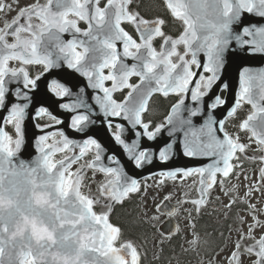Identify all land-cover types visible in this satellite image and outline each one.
I'll list each match as a JSON object with an SVG mask.
<instances>
[{
  "label": "snow or ice",
  "instance_id": "1",
  "mask_svg": "<svg viewBox=\"0 0 264 264\" xmlns=\"http://www.w3.org/2000/svg\"><path fill=\"white\" fill-rule=\"evenodd\" d=\"M132 2L106 0L101 6V0H46L44 4L37 0L21 8L0 29V111L7 112L0 123V264H141L133 243L115 246L121 230L110 223L109 213L131 194L141 192L142 185L120 166L122 161L115 153L106 152L99 140L101 133L122 149L137 170L155 160L169 164L181 153L189 160L208 161L159 171L173 180L177 176L199 177L200 199L191 200L197 212L217 183V175L229 177L239 166L232 163L239 159L237 153L248 147L227 129V121L236 117L244 103L250 104L252 111L238 127L249 132L257 150L264 152V68L240 66L249 57H264V24H245L243 16L247 13L264 20V0H165L171 15L184 25L176 38L165 35L163 19L149 21L131 10ZM6 10L11 6L0 2V13ZM33 19L39 23L33 24ZM78 21L86 22L87 29L78 27ZM125 22L135 26L139 42L122 27ZM63 34L71 38L65 41ZM9 35L13 43L8 42ZM158 37H163L159 51L153 45ZM181 45L183 52L178 50ZM188 56L191 58L186 59ZM127 59L133 61L131 66ZM10 61L19 65L10 67ZM233 64L239 68V91L225 116L217 117L216 111L227 105L223 94L229 85L224 73ZM27 66H40L41 71L33 76ZM64 66L84 78L88 89L103 94L92 97L103 120L93 118L97 113L86 102L84 86L73 83L70 74H65V82L52 75V70ZM45 75L48 79L41 93ZM133 76L139 83H130ZM106 81H111L110 87ZM254 83L258 94L253 92ZM10 84L17 87L10 91ZM69 84L77 89L76 99L65 103L63 98L73 96ZM124 89L128 92L122 100L114 98V93ZM157 93L165 97L174 94L178 99L164 121L152 124L144 114ZM49 94L60 100L58 109L76 113L70 116L69 127L81 139L69 138L59 130L64 120L47 105ZM188 97L191 105L186 103ZM80 109L86 112H78ZM45 117L49 123H39ZM197 117L202 121L199 124ZM27 120H37L35 127L40 133L33 137L39 155L31 160L20 156L27 146ZM7 125L12 126L14 136L6 131ZM129 130L130 142L125 136ZM165 132L168 139L155 152L141 148L142 138L154 142ZM76 148L77 154L67 155ZM93 149L91 161L75 173L70 171ZM57 152L65 153L64 157L54 160ZM105 155L114 166L100 163ZM259 159L264 163V156ZM85 166L105 176L99 191L108 201L102 205L108 212L97 214L94 205L101 200L82 193ZM260 178L264 180V167ZM220 183L223 186V180ZM168 199L166 196L165 201ZM161 205H157L161 214H176L175 208L164 211ZM251 233L252 227L248 239H252ZM236 248L239 250L241 244ZM244 251L257 257L254 264H264V236ZM237 256L238 252H233L232 261H237Z\"/></svg>",
  "mask_w": 264,
  "mask_h": 264
},
{
  "label": "flooded vegetation",
  "instance_id": "2",
  "mask_svg": "<svg viewBox=\"0 0 264 264\" xmlns=\"http://www.w3.org/2000/svg\"><path fill=\"white\" fill-rule=\"evenodd\" d=\"M6 6H9V0H2ZM40 4L46 3V0H38ZM37 3V0H20V4L11 13L6 10L4 13H0V29L4 27L5 22H11L17 15L21 8L30 6ZM106 3V0H101V6ZM131 10L134 9L133 4H130ZM135 11V10H133ZM137 12V11H136ZM140 14V12H139ZM141 15V14H140ZM165 24L163 27H167L170 31L169 37H175L176 32L181 28L180 24L173 20L168 13H165ZM142 16V15H141ZM143 17V16H142ZM74 18V17H70ZM145 18V17H143ZM145 18L147 20L152 19ZM33 24H38L37 19L32 20ZM78 27L86 30L88 25L84 21H78ZM122 27L127 30L134 39L137 40V35L134 32V26L127 22L122 24ZM171 28H176L175 32ZM164 29V28H163ZM172 31V32H171ZM27 33L22 36L27 37ZM79 35V34H77ZM62 38L67 41L71 37L68 34H63ZM80 39H86L85 37H79ZM9 43L14 42V38L9 35L7 37ZM19 65L18 61H10V67H16ZM33 76L41 71L40 66H27ZM107 69L105 70V73ZM65 74L73 76L72 70L66 68L52 70L53 76H59L64 79ZM46 80L48 76L45 75ZM130 83H138V78L135 76L130 78ZM106 86H111V81H106ZM44 90H41L43 93ZM128 89H124L122 92L117 91L114 93V98L122 100L126 95ZM98 90L94 93L93 90L87 88L86 81V102L93 108V111L97 113L93 118L98 122L103 120L102 114L94 109L92 100L93 95H97ZM51 95V94H49ZM52 96V95H51ZM54 97V96H52ZM76 97L70 98L68 103H72ZM176 95H169L167 97L156 94L151 97L148 112L144 114V119L151 121L152 124H158L164 121L168 115L173 103L177 101ZM159 100L164 102L162 108L157 107ZM168 104V105H167ZM245 105H243L237 112L235 118L227 121V129L230 133L238 134L240 137L239 142L246 145V140L241 137V132L236 131L238 125L242 121V116L245 114ZM76 113H68L67 115V136L72 139L79 140L81 135L77 134L69 127V118ZM218 117H224L223 113H219ZM119 120V118H115ZM241 120V121H240ZM34 124L37 120H31ZM119 122H126L120 120ZM39 123H49L48 118L45 117L39 121ZM6 131L10 132L14 136V130L11 125L6 126ZM99 127V123L97 124ZM29 128L34 129L33 126ZM239 128V127H238ZM245 136H249V133L244 132ZM249 139V137H247ZM99 140L107 146V153L116 150L115 144L111 143L110 138L103 133L99 135ZM249 149V148H248ZM94 149L83 157L80 161L71 166L70 171L76 172L82 165H86L87 162L94 158ZM78 153V152H77ZM65 153H58L53 157L54 160L63 158ZM67 155H72V151L67 152ZM239 159L234 160V164H238V167H234L233 172L229 174V177H222L217 175V183L209 190L208 195L204 198L205 203L200 205V210L197 212L194 205L191 203L193 199H200L199 192V177L192 176L187 179H182L177 176L175 180L168 179L161 175L153 178L140 181L142 185V191L138 194H131L129 199H126L121 204H116L109 213V221L114 226L119 227L116 219L121 215H133L135 221L143 222L148 225V232L139 237H127L120 238L116 242L118 247L120 243L131 242L133 243L140 254L141 264H254L256 256L254 254H248L244 249L254 244L262 236H264V180L260 178V169L262 163L260 157L261 153H242L237 154ZM100 163L105 166L109 165L107 158ZM84 174L82 178L81 191L83 194L89 197L97 198L101 200L100 204L94 205V211L97 214L108 212L109 210L102 205L107 203L100 194V187L105 182V176L96 170L84 168ZM97 177V179H94ZM154 180H158L161 187L157 196V201L152 205L150 200L146 203V187L152 186L155 188ZM223 180V186L220 181ZM163 181V183H160ZM156 189V188H155ZM155 189L153 191H155ZM150 191V190H149ZM149 191L147 196L150 197ZM169 196L170 199L165 201V197ZM167 202V210L176 209V214L169 217L166 214H161L157 210V205H161V202ZM171 206V207H170ZM251 206V208H250ZM153 217H158L153 219ZM259 222V225L257 224ZM166 224L165 231L163 233V226ZM252 227V239H248L249 228ZM120 229V228H119ZM172 233L171 238H166L169 233ZM161 233L164 235L162 236ZM244 237L241 240V237ZM193 240L197 242L192 243ZM240 243L241 248L237 250L236 244ZM238 252L237 261H232V253Z\"/></svg>",
  "mask_w": 264,
  "mask_h": 264
},
{
  "label": "water",
  "instance_id": "3",
  "mask_svg": "<svg viewBox=\"0 0 264 264\" xmlns=\"http://www.w3.org/2000/svg\"><path fill=\"white\" fill-rule=\"evenodd\" d=\"M163 1L165 2V0H163ZM243 16H244V23L245 24H247L249 22L255 23V24H264V20L258 19L254 16H250L247 13H244ZM118 49L122 52V45L121 44H118ZM190 58H191L190 56L186 57V59H190ZM203 58H204L203 54L201 53L200 59H203ZM125 62L129 66H131V64L133 63V61L131 59H127ZM240 66L241 67L247 66L253 70H259L260 68H264V57H262V56L249 57L247 60H244L240 64ZM72 73H73V76H72L73 81L72 82L79 84L81 86H84L86 88V80L84 78L80 77L79 74H77L73 71H72ZM224 80L229 85V90L224 93V96L227 99V105L224 108H220L216 111L215 115L217 117H218L219 113H223V115L225 116L227 109L233 106V102L236 98L237 92L239 91V68H238L237 64H233L228 69V71L226 73H224ZM45 81H46V77H44L40 82L41 90H44V82ZM61 82H65V80L61 79ZM68 86L70 87L71 91L73 92V96L63 98V102H65V103H68L70 98L76 97L75 94L77 92V89L72 87L71 84H69ZM258 91H259V89H258V87L255 86V83H254L253 92L258 94ZM8 100H9V102L12 101L11 95L8 96ZM46 103L48 106L51 107L52 111L55 114H57L59 117H61L64 120V123H65L64 127H60L59 130L65 131V133L67 135V130H66L67 115H66V112L61 111L60 109H58L56 107V105L58 103H60V100L53 98L52 96L49 95ZM186 103L189 105L192 104L190 97L186 98ZM6 115H7L6 111H0V123H2V118ZM184 115H187V113H184ZM201 122H202L201 118L197 117L196 123L199 124ZM26 123H27V127H28V139L26 140L27 146L20 153V156L26 160H31V159L38 157V155H39V153L36 151L35 140L33 139V136H32V130L35 129L36 131H38V129L35 127V124L33 122H31V120H27ZM126 123L127 122H123L122 124H126ZM30 126H33L34 129L29 128ZM48 131H50V130H48ZM38 133H39V131H38ZM125 136H126L127 141L130 142L131 141L130 130L128 132H126ZM167 139H168V136H167L166 132L164 133L162 139H158L157 141H154V142H149L146 139L142 138L141 139V148L142 149L143 148H151V150L153 152H155V150L159 146H162L163 141H165ZM115 148H116V150L108 152V153H115L117 155V157L120 159V161H122V165H120V166H124L126 169V172L129 173L130 175H132L133 177L138 178V180L157 175V174H159L160 170L174 169L176 167H191L193 165H198V164H203V163L208 162L206 160H198V159L189 160V159L183 157V155L181 153L179 156L173 157L172 162L169 164H162L158 160H155L151 164H146L142 170H137L132 166V163L126 159V155L122 152V149L117 147V146H115ZM105 157H106V155H105ZM102 160L105 161L106 159L102 158ZM162 208L164 209V211H166L168 207L166 205H162ZM164 232H165V229H164ZM129 259H130V257H129Z\"/></svg>",
  "mask_w": 264,
  "mask_h": 264
},
{
  "label": "trees",
  "instance_id": "4",
  "mask_svg": "<svg viewBox=\"0 0 264 264\" xmlns=\"http://www.w3.org/2000/svg\"><path fill=\"white\" fill-rule=\"evenodd\" d=\"M135 3L139 2L138 5V11L140 14L145 18H151V17H162L164 20V16L166 11L163 7V3L161 0H134ZM170 31V29L167 27H164V31ZM173 32H175L176 28H171ZM171 31V32H172ZM178 34V33H177ZM160 102L157 103V107L162 108L161 106L164 105V102L159 100ZM168 105V104H167ZM119 228L121 230L120 232V238L129 237L137 238L139 236H142L146 234L149 230L148 225L144 224L143 222L135 221V218L133 215H121L116 219Z\"/></svg>",
  "mask_w": 264,
  "mask_h": 264
},
{
  "label": "rangeland",
  "instance_id": "5",
  "mask_svg": "<svg viewBox=\"0 0 264 264\" xmlns=\"http://www.w3.org/2000/svg\"><path fill=\"white\" fill-rule=\"evenodd\" d=\"M2 0H0L1 2ZM248 146H250V144L247 142ZM94 179H97V177H94ZM98 180V179H97ZM153 183L155 184V188H152V186H148L146 187V195H145V200H146V203H148L150 200L153 202L157 201V196L160 192V185H159V182L158 180H154ZM155 189V191H153ZM150 190V191H149ZM147 191H149V195L150 197L147 196ZM155 203H153L152 205H154Z\"/></svg>",
  "mask_w": 264,
  "mask_h": 264
},
{
  "label": "bare ground",
  "instance_id": "6",
  "mask_svg": "<svg viewBox=\"0 0 264 264\" xmlns=\"http://www.w3.org/2000/svg\"><path fill=\"white\" fill-rule=\"evenodd\" d=\"M38 135H39L38 131H36L35 129L32 130V136H33V137H34V136H38Z\"/></svg>",
  "mask_w": 264,
  "mask_h": 264
}]
</instances>
